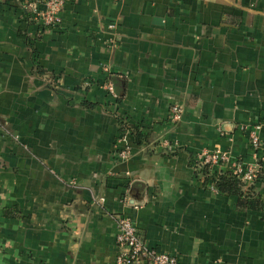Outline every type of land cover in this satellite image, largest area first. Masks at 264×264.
<instances>
[{"label":"crops","instance_id":"crops-1","mask_svg":"<svg viewBox=\"0 0 264 264\" xmlns=\"http://www.w3.org/2000/svg\"><path fill=\"white\" fill-rule=\"evenodd\" d=\"M46 1L0 0V264H116L117 217L179 264H264V204L196 173L228 153L217 173L258 166L264 201V0H83L56 29Z\"/></svg>","mask_w":264,"mask_h":264},{"label":"built area","instance_id":"built-area-1","mask_svg":"<svg viewBox=\"0 0 264 264\" xmlns=\"http://www.w3.org/2000/svg\"><path fill=\"white\" fill-rule=\"evenodd\" d=\"M83 0H47L40 8V4L32 2L28 4V9L33 13L32 19L41 24L45 29H56L61 25L62 12L67 4L80 3ZM107 89L113 97H116L114 87L111 83L107 85ZM184 114L183 107L174 105L170 109V119L178 122ZM261 127L257 126L248 129L249 144L255 154L264 153V141L260 137ZM132 151L130 146L125 145L120 139L118 141V157L122 161H128ZM231 155L219 150H205L197 155L196 164L198 167L209 165L212 171L222 165L229 164ZM232 173L240 177L247 184L254 183L259 174L260 168L253 165H244L242 163H233L231 165ZM210 190L219 193L218 190L211 186ZM104 202V199H101ZM116 241L119 254L116 264H179L176 256L168 253H161L150 248L144 239L139 235L134 223L127 217L116 218Z\"/></svg>","mask_w":264,"mask_h":264},{"label":"trees","instance_id":"trees-1","mask_svg":"<svg viewBox=\"0 0 264 264\" xmlns=\"http://www.w3.org/2000/svg\"><path fill=\"white\" fill-rule=\"evenodd\" d=\"M121 100V99H120ZM121 132L130 133L135 138V143L139 146L145 144L146 135L137 127L125 126L120 121ZM197 166V164H196ZM197 175L200 177L205 186L215 187L220 194L236 196L238 198V207L242 210H261L263 208V199L255 195L254 187L256 183L263 179L262 174H259L257 180L252 184H247L240 177L233 173H217L212 171L209 165L196 167ZM6 214H8L6 212Z\"/></svg>","mask_w":264,"mask_h":264}]
</instances>
